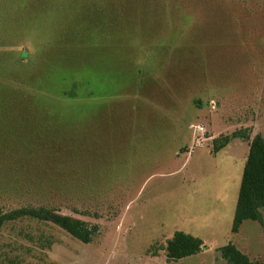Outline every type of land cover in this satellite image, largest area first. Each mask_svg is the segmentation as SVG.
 <instances>
[{"label":"rangeland","instance_id":"rangeland-1","mask_svg":"<svg viewBox=\"0 0 264 264\" xmlns=\"http://www.w3.org/2000/svg\"><path fill=\"white\" fill-rule=\"evenodd\" d=\"M238 132L264 135V0H0V208L99 227L6 222L0 264L264 261V225L232 232L250 141L214 149Z\"/></svg>","mask_w":264,"mask_h":264},{"label":"trees","instance_id":"trees-1","mask_svg":"<svg viewBox=\"0 0 264 264\" xmlns=\"http://www.w3.org/2000/svg\"><path fill=\"white\" fill-rule=\"evenodd\" d=\"M239 134L238 132L232 136H226L221 143L214 141L215 151L224 148ZM239 137L250 143L232 224L233 233H238L246 220L258 221L264 225L262 213L264 208V135L257 133L254 137L251 134ZM23 218L53 223L85 243L91 242L99 232L98 225L90 226L86 221L62 214L49 206H26L8 211L0 208V231L6 222ZM203 244V240L199 237L183 231H175L167 240L165 249L168 258L178 260L197 254L201 251ZM219 250L227 264H264V261L252 260L232 242Z\"/></svg>","mask_w":264,"mask_h":264},{"label":"crops","instance_id":"crops-1","mask_svg":"<svg viewBox=\"0 0 264 264\" xmlns=\"http://www.w3.org/2000/svg\"><path fill=\"white\" fill-rule=\"evenodd\" d=\"M243 225V224H242ZM242 227V226H241ZM241 229V228H240Z\"/></svg>","mask_w":264,"mask_h":264}]
</instances>
